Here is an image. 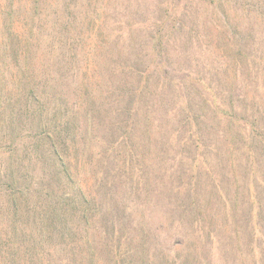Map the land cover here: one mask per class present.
Instances as JSON below:
<instances>
[{
	"label": "rangeland",
	"instance_id": "374dc122",
	"mask_svg": "<svg viewBox=\"0 0 264 264\" xmlns=\"http://www.w3.org/2000/svg\"><path fill=\"white\" fill-rule=\"evenodd\" d=\"M49 26L91 114L41 134L0 58V264H264V0H0Z\"/></svg>",
	"mask_w": 264,
	"mask_h": 264
},
{
	"label": "trees",
	"instance_id": "16d2710c",
	"mask_svg": "<svg viewBox=\"0 0 264 264\" xmlns=\"http://www.w3.org/2000/svg\"><path fill=\"white\" fill-rule=\"evenodd\" d=\"M63 4L65 5L64 2ZM123 6L121 7L122 12L125 13L126 9ZM103 10L105 11L106 8H103ZM48 11L47 9L44 11L47 13L44 17L46 19H50L52 16V13ZM56 12V9H54L53 15ZM49 23H51V20L45 22V26ZM12 25L13 21L10 20L9 26L4 25L3 28H14L15 26L12 27ZM47 28L45 31L36 30L37 28H27V30L22 28L24 32L21 30L14 32L10 29L5 34L0 33V58H8L5 60L20 64L14 66V74L10 82L15 86L16 92L22 100L19 103L20 111L26 114L29 111L36 110L35 112L39 114L38 120H46L45 123H39L40 133H44L45 129L58 128L60 125L64 131L67 130L68 133H71L76 125L75 122L77 121L81 126L82 118L88 117L91 114V109L78 105L79 99L77 96L75 97L78 102L72 101L71 103L55 98V89L61 85L59 80L64 74L60 72V69H55L52 51L59 49L63 55L64 53L66 55L68 46L66 47V44L59 39L56 43L48 42L53 38V27L49 26ZM41 46L44 47V55L39 51ZM77 107H79V111L82 108V114L81 111L78 114ZM98 116H100V111H98L95 118L97 121L96 128L99 126ZM89 123L91 125V122ZM71 180L73 179L71 178Z\"/></svg>",
	"mask_w": 264,
	"mask_h": 264
}]
</instances>
